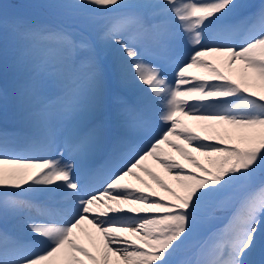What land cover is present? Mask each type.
<instances>
[{"label": "rangeland", "instance_id": "obj_1", "mask_svg": "<svg viewBox=\"0 0 264 264\" xmlns=\"http://www.w3.org/2000/svg\"><path fill=\"white\" fill-rule=\"evenodd\" d=\"M91 1L96 5L95 12L129 11L109 22L108 30L113 36L110 47H97L89 31L55 24H46L28 46L17 36L1 34L0 130L6 129L7 135L17 132L20 137L33 128L36 114L47 115L52 145L57 147V152L51 150L48 156L38 159L46 168L43 180L33 185L36 191L33 194L37 196L46 184L54 183L57 176L70 171L65 167L72 164L73 157H64L61 147L71 130L69 123L90 120L94 140L106 129L132 126L136 132L135 148L130 150L134 141L126 140L125 136L115 139L116 151L125 154L121 167L125 168L127 159L132 157L144 159L149 168L144 170L142 164H134L135 168L126 171L125 178L115 186L127 195L141 197L144 214L133 235L112 237L102 253L111 244L112 250L101 257L93 250L96 259L84 256L83 260H87L86 264H136L133 258L136 247L150 248L148 233L152 228H158L156 236H166L168 226L180 221L176 222L177 227L192 238L190 243L199 242L196 223L175 218L174 213L157 216L152 212L162 198L156 190L162 193L174 190L176 197L184 198L182 204L187 205V200L191 203L179 192L175 181L180 167L190 161L196 165L204 162L217 172L236 150L246 166L264 170V156L253 157L239 142L227 145L222 139L226 126L240 117L248 121L264 118V111L252 114L240 111L241 100L253 96L239 94L227 85L229 73L238 70L235 63L264 75V21L238 12L231 16L238 0ZM136 5L144 7L139 15L132 13ZM189 5L193 7L187 9ZM114 49H119L117 56L112 53ZM180 80L186 89H180L177 84ZM187 101L196 103L195 107L186 109ZM130 103L145 111L144 117L137 118ZM258 103L262 110L264 102ZM198 111L206 114L208 121L197 125L198 116L187 115ZM232 114L236 115L232 117ZM201 141L214 146L210 154L197 151ZM8 194V189L0 188V229L5 231L13 228L11 223L16 217L15 206L7 203ZM100 204V200H95L91 209ZM54 236L65 243L59 262L49 258L48 262L43 259L35 263L46 257L49 250L18 264H75L71 251H90L87 237H77L78 243H84L80 247L67 243L66 236ZM0 237H3L1 232ZM173 253L174 249L163 248L154 254L162 261ZM17 254L27 255L23 250ZM243 259L244 254L239 264Z\"/></svg>", "mask_w": 264, "mask_h": 264}, {"label": "bare ground", "instance_id": "obj_2", "mask_svg": "<svg viewBox=\"0 0 264 264\" xmlns=\"http://www.w3.org/2000/svg\"><path fill=\"white\" fill-rule=\"evenodd\" d=\"M193 6H189L192 8ZM234 66L238 70L231 73L228 86L235 91L247 95H255L264 101V75L254 72L242 65ZM180 89L186 85L178 82ZM201 104L203 100L199 101ZM186 109L194 108L196 103L187 101ZM134 108L136 117L141 119L144 112L137 105L130 103ZM134 114V113H133ZM189 116L197 115L199 122L208 121L206 114L188 112ZM45 113L36 114L33 128L17 137V132L7 135V130H0V188L9 190L8 204L15 206V221L13 228L8 231L0 229V264H18L21 261L35 259L40 252L50 250L49 254L35 263L60 261L63 254L61 242L54 236L66 235L65 241L70 245L79 244L77 237L88 238L90 251L73 252L71 254L75 264H86L83 257L96 259L112 250H102L107 241L112 237L133 235L140 217L144 214L142 198L134 194L127 195L122 188L115 184L125 178L126 171H132L134 164H142L143 169L149 166L142 158L127 159V166L122 168L121 159L125 154L117 150L115 139L129 135L134 131L132 126L123 128L114 127L106 129L101 137L94 140L93 124L90 120L79 123H69L70 132L62 141L64 157L70 158L71 165L57 176L54 183L46 184L43 192L34 196V184L43 180L46 166L38 163L42 156H48L57 147L52 145L51 127L46 122ZM246 124V126H242ZM196 127V125H195ZM210 128V127H208ZM222 139L229 145L237 141L242 149L249 151L253 157L264 156V118L248 121L243 116L231 125L226 126ZM134 134L129 136H135ZM157 160L156 157H154ZM153 159V158H152ZM55 189V190H54ZM52 190H54L52 192ZM100 200L101 205L91 209L95 200ZM105 239V241L103 240ZM58 246V247H55ZM23 250L27 255L19 256L17 251ZM95 251L96 255L93 252ZM33 264V263H32Z\"/></svg>", "mask_w": 264, "mask_h": 264}, {"label": "trees", "instance_id": "obj_3", "mask_svg": "<svg viewBox=\"0 0 264 264\" xmlns=\"http://www.w3.org/2000/svg\"><path fill=\"white\" fill-rule=\"evenodd\" d=\"M249 2L255 5L258 14L264 11V0ZM91 6L90 0H0V27L4 26L9 30L14 27L16 20H22L24 30L19 33L28 36L31 29L27 27L38 22L66 25L72 29L81 26L86 30L90 28L94 37L103 33L107 43L99 37L98 44L104 47L109 45L111 37L108 22L118 18L122 12L100 13L87 23L81 17L92 11ZM200 149L210 151L205 145H201ZM203 170L199 171L202 172L200 175L180 168L179 188L188 199L201 204L204 212L210 213L213 220L228 219V224L225 222L227 225L215 231L211 244H202L203 248L208 249L197 247V250L186 248L178 251L172 264H192L194 259L195 264H234L239 258L238 250L245 240L247 250L254 252L259 264H264V172L247 167L235 154L228 159L219 174L213 175L209 170ZM209 178L215 181L211 183ZM203 186L208 189L205 193L202 192ZM204 220L210 230L214 231L215 226L210 225V218ZM217 225L223 223L217 222ZM183 245L184 243L181 246ZM143 253L142 259L146 264H156L152 255L146 251Z\"/></svg>", "mask_w": 264, "mask_h": 264}]
</instances>
